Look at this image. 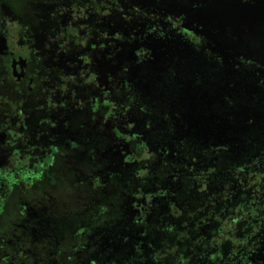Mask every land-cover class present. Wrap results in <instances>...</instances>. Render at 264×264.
Listing matches in <instances>:
<instances>
[{
	"label": "trees",
	"instance_id": "16d2710c",
	"mask_svg": "<svg viewBox=\"0 0 264 264\" xmlns=\"http://www.w3.org/2000/svg\"><path fill=\"white\" fill-rule=\"evenodd\" d=\"M40 1L0 0V23L21 22L16 12L24 9L28 21L21 24L29 33L52 29L37 23ZM62 1L68 12L85 15L109 6V0ZM119 2L116 12L138 19L137 5ZM182 28L187 40L171 30L131 39L119 32L114 78L107 71L79 75L63 92L57 87L62 101L54 110L62 122L43 128L53 119L52 110L43 109V84L33 86L35 105L22 98L9 103L28 128L18 131L39 140L26 143L35 149L30 156L36 158V150L52 156L36 182L52 199L27 209L26 225L14 229L24 203L12 196L13 207L3 204L0 246L8 244L11 264H264V170L251 168V156L237 159L223 143L244 138L254 125L203 98L202 77L215 70L219 56L207 46L214 44L209 36ZM220 50H226L223 58L231 53L225 44ZM43 58L58 59L50 53ZM229 87V97H238Z\"/></svg>",
	"mask_w": 264,
	"mask_h": 264
},
{
	"label": "flooded vegetation",
	"instance_id": "af4514ba",
	"mask_svg": "<svg viewBox=\"0 0 264 264\" xmlns=\"http://www.w3.org/2000/svg\"><path fill=\"white\" fill-rule=\"evenodd\" d=\"M117 1L109 0V6L105 7L104 11L98 10L89 15L81 14V11L77 9L74 12L72 10L68 12L67 7H63L62 17L59 18V21H54L48 13L52 12L51 8H54L55 13H58L59 6L53 4L54 0H50L52 6L47 5L41 8L39 4L37 5L42 11L41 14L39 12L37 14V23L42 26L48 24L52 27L53 25L52 29L43 28V33L36 35L29 33L30 27L21 24V22L28 21V16L20 9L16 15L20 17L21 22L8 18L10 27L0 31V35L5 38L0 46V213L3 211L4 202L12 196L15 201L19 200L20 203L26 205L23 208L20 205L17 207L15 230L19 226L27 224L25 222L27 209L31 211L33 206L37 207L40 203H44L43 201L52 199L48 191L39 186L36 187V182L42 177L43 170L51 166L52 156L48 154L41 157L38 150H36V158L30 156L34 147L26 146V143L33 144L39 140L33 141L29 132L23 135L18 131V129L23 131L28 128H22V123L25 121L21 117L18 119L17 116L21 113H17V107L14 108L15 112L9 108V103L22 98L23 101L27 100L26 103L35 105L39 101L33 96V86L37 87L36 83L43 84L47 88L44 90L47 99L41 100L43 109L47 108L48 112L52 110L50 115L53 118L45 120L47 123L43 128L53 124L55 119L62 122L60 114L56 109L54 110V107L61 106L59 104L62 101V94L60 95L58 91L63 92L67 85L66 82L79 75L81 79L92 77V75L98 77L104 76V72L107 71L105 75L113 76L115 72L113 65L116 61L120 62L115 58L116 47L121 39L117 35L119 32L124 38L131 39L134 38V35H139L136 33H145L147 36L171 30L178 33L180 37L184 35V40H187L185 34L187 35L188 32L182 28L186 25L189 26L185 27L186 29L204 33L210 39L215 37L219 44H225L222 32L220 36H217L214 28L209 26L208 29H203L202 24L198 22L200 19L195 20L194 16L203 15V8L206 6L209 11H212L216 6L215 9H221L222 3L228 5V8L225 7L220 12L225 18L227 13L232 14L231 22L236 25V28L230 29L229 26L226 32L237 44L235 47L229 48L231 53L233 51L236 55L230 53L228 58H223V55H226V50L222 54L220 46L216 49L217 57L219 56V59L216 60L217 67L214 71L205 73L207 78L202 77V82L207 79L204 84L203 98L217 100L224 108L229 109V112L238 111L246 122L248 119L251 120L249 123L255 127L247 128L249 131L247 136L240 138L235 143L226 141V138L223 143L235 152L237 159L244 160L251 156V168L264 170V0H248L247 7L242 8V11L234 7V3L240 0H120L121 3L119 2L118 5L122 4L124 7L132 2L133 6L137 5L132 9L138 16L135 21H132L126 13L116 12L114 6ZM126 1L130 2L126 3ZM142 2H145L146 6L142 5ZM31 3L32 1H30ZM83 10L85 9L83 8ZM25 12L27 11L25 10ZM77 14L82 16L77 17ZM40 15L41 17H39ZM167 15H170V21H168ZM49 16H51L49 21H46ZM115 18L123 20L121 22L123 25L113 22ZM12 24L18 25L15 31ZM1 25L4 26L2 22ZM82 25L84 26L82 27ZM74 27L77 31L72 35L71 30H75ZM4 45L6 46L4 47ZM51 51L53 53L61 51L55 56L58 59L43 58L44 54H49ZM147 58L150 60L149 57ZM51 69L55 72L53 80H50L49 73H47ZM71 70H74L78 75H70ZM39 73L42 77L38 75ZM222 73L224 74L222 75ZM244 84L247 86L250 84L249 89L246 90ZM229 86L238 89L239 96L234 97L235 99L229 97L230 94L227 92L230 89ZM19 88L32 91V94L25 93L24 97L22 95L24 92H20ZM4 117L8 120L6 121ZM35 128L40 129L39 125ZM126 131L130 133L135 129L131 126ZM137 136L139 137V135ZM58 166H61L60 163ZM19 183L22 185V189L13 191V188L17 187ZM39 201L41 202L39 203ZM8 202L11 207L14 206L13 200ZM8 248V244L0 246V264H11V261H8L11 258L7 251Z\"/></svg>",
	"mask_w": 264,
	"mask_h": 264
},
{
	"label": "water",
	"instance_id": "95a60500",
	"mask_svg": "<svg viewBox=\"0 0 264 264\" xmlns=\"http://www.w3.org/2000/svg\"><path fill=\"white\" fill-rule=\"evenodd\" d=\"M214 7V5H212ZM221 9H225V7L228 8L227 4L222 3L221 5ZM217 7V6H216ZM216 7H214L212 9V11H209L208 6L204 7L203 9V15L200 14L199 16H194L195 20L196 19H200L198 20L199 24H202L203 29L207 28L210 26L211 28H214V32L217 30V28H220V32H222L224 35H222V37L225 39V47L226 48H233L236 46V41L233 40V38L231 36H229L226 32L227 28L230 29L231 28H236V25L232 24L231 20H232V14L227 13L226 14V18L225 16L220 12V8L215 9ZM192 12H194L193 9H191ZM185 27H189L186 26ZM225 32V33H224ZM5 41L4 36L0 35V46L1 43H3ZM220 45L223 46L222 43H220ZM6 45H4L5 47ZM226 141H231V138L227 139Z\"/></svg>",
	"mask_w": 264,
	"mask_h": 264
},
{
	"label": "rangeland",
	"instance_id": "374dc122",
	"mask_svg": "<svg viewBox=\"0 0 264 264\" xmlns=\"http://www.w3.org/2000/svg\"><path fill=\"white\" fill-rule=\"evenodd\" d=\"M140 1H145V0H140ZM248 2V0H240L239 2H235L234 3V7L236 8V9H238V10H240V11H242V8H246L247 6H246V3ZM59 4L60 6H59V8H58V13H55V11H54V8H51V10H52V12H50V13H48V14H50L51 16H52V18L54 19V21H59L60 19V17H62V8L64 7V2L62 1V0H54V2H53V4L55 5V4ZM52 6V4L50 3V0H43L42 2H41V8L42 7H44V6ZM142 5H144V6H146V3L145 2H142ZM57 10V9H56ZM22 12H24V9H22ZM82 14V13H81ZM81 14H77V17H80V16H82ZM51 16H49V17H47L46 18V21H49V19H50V17ZM75 18H77L76 16H74ZM10 19H8V18H6V20L4 21V26H6V27H10ZM84 25H82V27H83ZM12 27H13V30L15 31L17 28H18V25L17 24H12ZM186 35V34H185ZM182 37H183V40L185 39L184 38V35H182ZM59 38V37H58ZM210 40H212L213 41V45L211 44V43H209V42H207V46L209 47V46H212L213 48H214V51L220 46V44L217 42L218 40H217V38H215V37H212V39H210ZM14 43H15V41H14ZM61 52V51H60ZM60 52H50V55H52V56H56L57 54H59ZM211 58H212V60L215 58V52H213L212 54H211ZM47 73H49V78H50V80H53V79H55V75H54V73L55 72H53V70L51 69V71H47ZM249 87H250V84H249V86H247L246 84H244V88L247 90V89H249ZM251 173H253V170H252V172Z\"/></svg>",
	"mask_w": 264,
	"mask_h": 264
}]
</instances>
